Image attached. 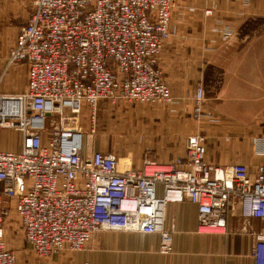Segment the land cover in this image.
<instances>
[{
	"label": "built area",
	"instance_id": "1",
	"mask_svg": "<svg viewBox=\"0 0 264 264\" xmlns=\"http://www.w3.org/2000/svg\"><path fill=\"white\" fill-rule=\"evenodd\" d=\"M174 0H32L27 21L8 51V64L26 66L27 85L0 91V129L20 135L17 151L0 150V264H18L3 238L10 207L25 242L41 258L79 251L104 231L157 233L159 251L172 249L170 203L196 206L197 231L221 234L232 202L264 218V165H214L205 137L189 134L171 163L144 158L121 171L114 153L83 152L87 114L96 127L99 103L173 104L158 68ZM211 15L210 10L205 11ZM224 39L230 38L223 35ZM203 119V90L193 93ZM263 149V141L257 142ZM162 188L161 196L156 194ZM264 264V234L251 251Z\"/></svg>",
	"mask_w": 264,
	"mask_h": 264
},
{
	"label": "crops",
	"instance_id": "2",
	"mask_svg": "<svg viewBox=\"0 0 264 264\" xmlns=\"http://www.w3.org/2000/svg\"><path fill=\"white\" fill-rule=\"evenodd\" d=\"M27 1L0 0V91L3 93H18L27 85L23 63L9 68L4 64L19 28L25 23L22 19ZM206 7L212 8L211 15L204 13ZM226 27L232 32L229 40L223 41L221 31ZM169 31L171 35L160 52L158 67L176 102L147 104L149 108L144 110L143 119L135 112L112 131L102 127L91 134L88 130L83 152L114 153L119 169L125 171L137 169L144 158L171 163L183 154L182 141L186 135L201 134L205 137V159L214 165L243 163L250 171L264 165V147L257 145L264 141V113L255 111L246 115L227 108L221 98H204L211 77L218 83L219 92L230 88L219 82L226 68V55L234 43L242 47L250 41L264 39V0H174ZM199 83L203 88L204 111L218 117L217 123L205 117L197 122L190 117L191 94ZM101 106L106 108V103L98 105L104 115ZM99 121L97 117L98 125ZM82 122L87 125L85 119ZM126 129L130 131V139L121 143L120 131ZM121 144L130 149L121 151L118 149ZM19 147L18 133L0 130V150L17 151ZM161 193L159 186L156 194L161 196ZM249 211L248 203L232 202L226 210L223 233H199L195 205L187 200L168 204L163 217L165 229L173 225L172 249L168 253L159 251L157 233L104 231L94 233L82 250L62 251L47 258H37L25 243L21 249L25 253H18V258L23 264H255L251 251L257 236L264 234V218L250 215Z\"/></svg>",
	"mask_w": 264,
	"mask_h": 264
},
{
	"label": "rangeland",
	"instance_id": "3",
	"mask_svg": "<svg viewBox=\"0 0 264 264\" xmlns=\"http://www.w3.org/2000/svg\"><path fill=\"white\" fill-rule=\"evenodd\" d=\"M31 2H32V0H28L26 3L25 16L22 19V22H26L27 18L29 17V13H30V9H31ZM207 10H210L212 12L211 7L204 8V13ZM229 31L232 32L229 27H226L224 30L221 31V37H222L223 41L229 40V38L227 40L223 38V35L228 34V36H229ZM263 38H264V34H263ZM258 41H259V43H257ZM258 41L257 40H255L253 42L250 41V42L246 43L245 45H243L242 47L238 44V42L234 43L232 48L230 50H228L229 52L227 51L228 52L226 55L227 58L224 61V66L226 68H225V70H223V73L221 75V81L219 82V83H221V85H223V84L230 85L229 86L230 88L227 90H222L219 92L218 91V83L214 82L213 77H211L209 88L207 89L206 93L204 94V96H205L204 98H209V99L221 98L224 102H226V104H224V105L227 108L232 107V109L234 111L240 110V111L246 113V115L248 113H252L255 111H258L259 113L260 112L264 113V47L261 44L262 42L264 43V39H260ZM257 48H259V49H257ZM7 57H8V55H7ZM7 57H6V59H5L6 61L4 63L5 67L9 68V67L14 66V65L8 64V62H7L8 58ZM162 78H164V77L162 76ZM3 80L1 81V83L3 82ZM164 81H165V79H164ZM201 84L200 83L197 84L194 88V91L191 94L192 108L190 111V117L192 120L197 121V122H198V120H195V117L193 116V112H192L193 101H194L192 95L198 87L202 88ZM234 85H237V86L235 87ZM170 92L172 94L171 90H170ZM172 96L174 97L173 94H172ZM174 99H176V98L174 97ZM104 103H106V102H104ZM134 104H136V105H134ZM156 105H161V104H156ZM99 107H97V117H99L101 120V121H99V123L101 124V127H99L100 124L98 125V122L96 120L95 131H98V130L103 129V128H109L108 130L112 131L113 128L115 127V125L120 123V121L124 122V120H127L128 117L130 115L134 114L135 112L136 113L138 112L139 113L138 117L143 119L144 110L146 108H149V106H147V104H140V103H123V104H119V105L106 103V106H105L106 108H103L101 106V109L105 110V111H103L104 115H101L102 111L99 109ZM98 109L100 111H98ZM202 112H203V117H205V119H207L209 122L217 123L220 121L218 119V117L208 113V111H207V113H205L204 108H203V101H202ZM86 115L87 114H85L83 119H85V122L87 121V125H85L83 122H82V125L84 127L85 132H88L89 122H88V118ZM246 115L244 114V116L247 118ZM97 117H96V119H97ZM83 119H82V121H83ZM125 124L128 125V123H125ZM86 128H88L87 131H86ZM0 130H10L13 133H16L15 131H13L11 129H0ZM115 132H118L117 129L115 130ZM120 133L122 134L121 139H120L121 143H123L125 140L128 141L130 139V131L129 130H127V131L121 130ZM114 135H115V133L112 134V137ZM110 138L111 137H109V140H110ZM182 143H183V141H182ZM263 147H264V141H263ZM118 149L126 152L130 149V147L126 146L124 144H121V145H118ZM2 232H3L2 238H3L6 246L10 250L15 252V254L17 255L16 258H18V253L19 254L25 253V251L23 252L21 249L24 248V245H26L25 244L26 242L22 236L21 228H20L19 222H18V217H17L16 213L13 212L11 207H10V210H9L7 216L3 218ZM35 256L37 258H41V257H38L36 254H35ZM17 262H18V264H23V262L20 261L19 258L17 259Z\"/></svg>",
	"mask_w": 264,
	"mask_h": 264
}]
</instances>
